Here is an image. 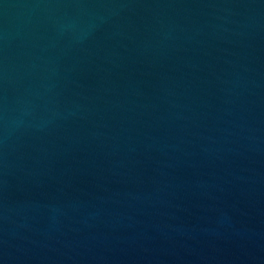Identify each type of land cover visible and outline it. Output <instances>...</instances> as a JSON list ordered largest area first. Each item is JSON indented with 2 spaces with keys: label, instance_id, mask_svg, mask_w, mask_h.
Returning <instances> with one entry per match:
<instances>
[{
  "label": "water",
  "instance_id": "obj_1",
  "mask_svg": "<svg viewBox=\"0 0 264 264\" xmlns=\"http://www.w3.org/2000/svg\"><path fill=\"white\" fill-rule=\"evenodd\" d=\"M0 264H264V0H0Z\"/></svg>",
  "mask_w": 264,
  "mask_h": 264
}]
</instances>
